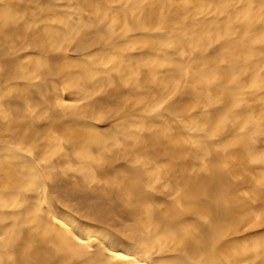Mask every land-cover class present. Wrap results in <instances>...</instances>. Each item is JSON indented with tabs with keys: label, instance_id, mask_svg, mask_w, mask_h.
Wrapping results in <instances>:
<instances>
[{
	"label": "bare ground",
	"instance_id": "1",
	"mask_svg": "<svg viewBox=\"0 0 264 264\" xmlns=\"http://www.w3.org/2000/svg\"><path fill=\"white\" fill-rule=\"evenodd\" d=\"M0 264H264V0H0Z\"/></svg>",
	"mask_w": 264,
	"mask_h": 264
},
{
	"label": "snow or ice",
	"instance_id": "2",
	"mask_svg": "<svg viewBox=\"0 0 264 264\" xmlns=\"http://www.w3.org/2000/svg\"><path fill=\"white\" fill-rule=\"evenodd\" d=\"M119 259L127 260V259H129V257H127V256H122V257H119Z\"/></svg>",
	"mask_w": 264,
	"mask_h": 264
}]
</instances>
